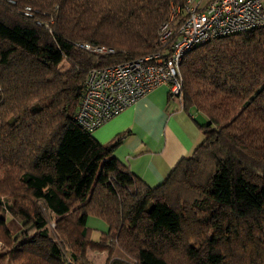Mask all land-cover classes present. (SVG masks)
<instances>
[{
	"label": "trees",
	"instance_id": "16d2710c",
	"mask_svg": "<svg viewBox=\"0 0 264 264\" xmlns=\"http://www.w3.org/2000/svg\"><path fill=\"white\" fill-rule=\"evenodd\" d=\"M186 3L0 0V264H264V27L185 54L178 99L204 139L157 186L114 156L129 131L102 143L76 119L91 72L163 52Z\"/></svg>",
	"mask_w": 264,
	"mask_h": 264
},
{
	"label": "built area",
	"instance_id": "2783aa9c",
	"mask_svg": "<svg viewBox=\"0 0 264 264\" xmlns=\"http://www.w3.org/2000/svg\"><path fill=\"white\" fill-rule=\"evenodd\" d=\"M180 15L184 18L176 29L174 23ZM257 27H264V0H211L204 8L187 0L184 7H173L160 27L163 52L92 71L77 121L94 131L161 85L182 98L180 65L186 53L216 38ZM79 46L95 53L114 52L89 44Z\"/></svg>",
	"mask_w": 264,
	"mask_h": 264
},
{
	"label": "crops",
	"instance_id": "0c3cea01",
	"mask_svg": "<svg viewBox=\"0 0 264 264\" xmlns=\"http://www.w3.org/2000/svg\"><path fill=\"white\" fill-rule=\"evenodd\" d=\"M191 1L204 8L211 0ZM205 121L198 111L184 109L182 101L171 96L169 87L161 85L102 124L93 135L106 143L129 131L114 156L154 187L203 141L198 123Z\"/></svg>",
	"mask_w": 264,
	"mask_h": 264
},
{
	"label": "rangeland",
	"instance_id": "374dc122",
	"mask_svg": "<svg viewBox=\"0 0 264 264\" xmlns=\"http://www.w3.org/2000/svg\"><path fill=\"white\" fill-rule=\"evenodd\" d=\"M65 66L68 67V65H66V63H65ZM6 218H7L8 227L10 228L11 232L13 234L19 233L22 229L21 218L13 216V215H6ZM49 225H50L51 229L54 230L55 222L50 221ZM88 225L96 226L99 229L104 230V231L107 230V227H108L107 224L102 219H99L97 217H90L88 220ZM99 232H96L94 234V237L99 236ZM1 247H2V245L0 244V248ZM108 255L109 254L107 251H104V252L90 251L89 252V258H90V261L92 264H106ZM114 256L122 257V258L126 257L124 252L121 251V249H119V248L114 250Z\"/></svg>",
	"mask_w": 264,
	"mask_h": 264
}]
</instances>
